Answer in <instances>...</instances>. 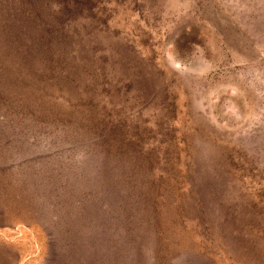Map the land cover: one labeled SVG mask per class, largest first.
I'll use <instances>...</instances> for the list:
<instances>
[{"label":"rangeland","instance_id":"1","mask_svg":"<svg viewBox=\"0 0 264 264\" xmlns=\"http://www.w3.org/2000/svg\"><path fill=\"white\" fill-rule=\"evenodd\" d=\"M48 1L62 65L0 68V264H264V0Z\"/></svg>","mask_w":264,"mask_h":264},{"label":"trees","instance_id":"2","mask_svg":"<svg viewBox=\"0 0 264 264\" xmlns=\"http://www.w3.org/2000/svg\"><path fill=\"white\" fill-rule=\"evenodd\" d=\"M44 1L45 5L46 2H48V14L47 11L43 12L41 9L44 8ZM89 1L90 0H52L51 5L53 3H59L60 10L58 12L70 8L72 9V13H75V11L78 10L77 8L84 6V4ZM49 19L51 20L50 23H48ZM56 19L57 17L54 15L51 7L49 8L48 0H0V68L10 55L15 56L14 63L17 64L16 66H20L19 69L21 71H18V75L21 73L23 74L22 71H32L35 69V76H38V70L42 72V74H45L47 71L48 67L45 64H51L53 67L61 64L60 60H53V62L46 61L44 64L40 58H37L36 54L39 52L41 55L48 53V50H50V47L44 44L46 41L44 42L39 39L38 28L41 31H50L48 27H50L52 21ZM4 50H6V52ZM2 95L3 93L0 92V96ZM109 136L111 135L109 134ZM109 136L103 141V145L107 141L105 145L109 148L108 152L111 151V145L108 141ZM154 199L156 201L153 203V206L157 208L156 213H158L159 203L161 202L158 196L154 197ZM156 221V225L159 227L158 224H161L162 221L161 219ZM166 250L167 248L165 251ZM203 252L204 251L198 253Z\"/></svg>","mask_w":264,"mask_h":264}]
</instances>
